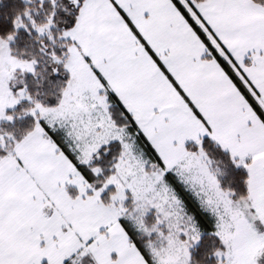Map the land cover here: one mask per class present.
<instances>
[{
    "label": "snow or ice",
    "instance_id": "1",
    "mask_svg": "<svg viewBox=\"0 0 264 264\" xmlns=\"http://www.w3.org/2000/svg\"><path fill=\"white\" fill-rule=\"evenodd\" d=\"M0 264H264V0H0Z\"/></svg>",
    "mask_w": 264,
    "mask_h": 264
}]
</instances>
